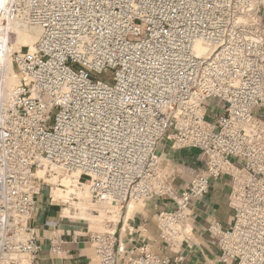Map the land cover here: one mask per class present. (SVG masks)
I'll return each instance as SVG.
<instances>
[{"label":"built area","instance_id":"2783aa9c","mask_svg":"<svg viewBox=\"0 0 264 264\" xmlns=\"http://www.w3.org/2000/svg\"><path fill=\"white\" fill-rule=\"evenodd\" d=\"M3 13L40 34L13 55L21 80L0 96V264L41 251L45 163L79 172L97 204H169L155 222L174 258L106 226L87 236L99 264H185L191 206L221 178L232 222L206 228L215 264H264V0H5ZM165 145L204 156L180 191L160 172ZM64 244L54 231L50 253Z\"/></svg>","mask_w":264,"mask_h":264},{"label":"crops","instance_id":"0c3cea01","mask_svg":"<svg viewBox=\"0 0 264 264\" xmlns=\"http://www.w3.org/2000/svg\"><path fill=\"white\" fill-rule=\"evenodd\" d=\"M158 154L160 156L162 177L177 191L182 190L189 182L192 168H202L204 166V156L197 149L173 150L165 145L158 150ZM73 178L76 179L77 176L68 174L63 179L64 181L54 183L55 191L52 195L54 203H65L68 200L75 199L82 201V189L79 186L83 183L77 182L78 185H75L76 181ZM63 188H67L70 192L68 195L72 196L73 199L58 196ZM229 193L228 180L221 178L213 182L208 193L191 206L189 224L192 229V236L181 249L186 258L185 264L216 263L218 251L215 239L206 232V228L213 220L218 222L224 230L231 225L232 216L228 205ZM167 206L169 204L164 200L147 204L144 208L137 210L132 204H129L128 209L123 211L121 216L120 211L114 209L110 211L113 214L108 215V218L113 223L119 221L116 232L120 240L126 245L131 244V242L148 244L154 254L161 258L172 259L175 254L170 253L159 239V230L155 222V214ZM81 209L80 207L63 208L62 217L75 219L78 215L81 220L88 221L89 218L81 214ZM90 214L95 215V212L92 211ZM32 224L36 228L41 246V251L33 264H99L94 250L87 240V236L93 231L83 225L61 220L56 209L47 206V200L43 197L36 199ZM54 229L63 234L65 240L60 255L51 254L49 251L50 238ZM128 232H132V235H129Z\"/></svg>","mask_w":264,"mask_h":264},{"label":"rangeland","instance_id":"374dc122","mask_svg":"<svg viewBox=\"0 0 264 264\" xmlns=\"http://www.w3.org/2000/svg\"><path fill=\"white\" fill-rule=\"evenodd\" d=\"M3 8H4V6H3ZM0 23H1L0 24L1 25L0 26V36H2V37H0V45H1L0 49L3 47L1 49V52H2V54L4 52V54L2 55V58H1V61L3 60V62H1V64H0V96H2L4 98V97L8 96L10 89H12L15 85H18L17 83L21 80L18 69L12 63L13 55L21 49L22 50L30 49V46L34 45V43L36 42V39L34 42H28V44H23V45L19 42V40L16 39L15 27L18 26L19 30H21V31H23L25 29L28 31L33 29L31 26L27 25V23L24 22L23 20H6L5 15H4ZM34 35L36 36V34H34ZM4 45H5V48H4ZM8 69L9 70L11 69L17 76H11ZM107 75L108 74H104L102 76V78L107 79L106 78V77H108ZM43 168H44L43 173H41L40 170ZM49 168H50V170H49ZM41 169L38 170L37 175H36L37 179L39 180V181L37 180L36 182H37V185L40 189V192H39V195L37 197H35V199H34L35 205H34V210L32 213V218H33V214H34L35 209H36V199L38 197H43L44 199L47 200V206L56 209L61 220H67L70 222H74L77 225L78 224L83 225L85 227H88L92 231H102L104 229V227H106V226H108V227L111 226V229L117 228L119 221L116 223H113L112 221H110L111 219L108 218V215H111L112 213H109V212L111 210L117 209L118 211H120V216H121L122 212L125 210L120 209V207L110 206V205L107 206V205L97 204L96 202H93L94 200L90 199L89 189L85 183H83V185H82L83 187H81V188L79 187L80 189H82V193H81L82 201H77L76 199L75 200H68L65 203H62V202L54 203L52 201L53 200L52 195H53V192L55 191L54 183L55 182L60 183L68 174L69 175L75 174L77 176V178L76 179L73 178V179L76 181L75 185H78L77 182H79L78 180L81 179V178H79L78 173L71 172V173L66 174L64 172H61L59 170H55V168L48 167V166H44ZM69 193L70 192L67 190V188H63L62 191L59 192L58 196H61L64 198L67 197L68 199H73L72 196L70 197L68 195ZM132 205H134V204H132ZM67 207L68 208H70V207L82 208L81 214L83 216H85L86 218H89L88 221L87 220H81L79 218L80 216H78V215L76 216L77 218H75V219L63 218L62 217V209L63 208L65 209ZM134 207H135V210H137V209L142 208V205L141 204H139L137 206L134 205ZM92 211L95 212V215L90 214V212H92ZM54 231H58V230L54 229ZM36 258L33 260L32 263H34ZM17 260L23 261V262L26 261V259H17Z\"/></svg>","mask_w":264,"mask_h":264},{"label":"bare ground","instance_id":"6f19581e","mask_svg":"<svg viewBox=\"0 0 264 264\" xmlns=\"http://www.w3.org/2000/svg\"><path fill=\"white\" fill-rule=\"evenodd\" d=\"M3 6L5 7V0H0V22H1V20H2V18H3V16H4V13H3V11H4V8H3ZM6 18V17H5ZM11 22V21H10ZM1 24V23H0ZM17 24V23H16ZM22 24V23H21ZM1 26V25H0ZM16 26V25H15ZM33 28V27H32ZM15 34H16V39L17 40H19V42L23 45V44H28V42H34L35 41V39L37 40V38H38V36H39V34H40V32H39V30L37 29V28H33V29H31V30H23V31H21V30H19V27L17 26V27H15ZM34 34H36V36L34 35ZM0 37H2V36H0ZM37 37V38H36ZM2 40V39H1ZM4 42V41H3ZM1 46V45H0ZM15 47V46H14ZM3 48V47H2ZM1 48V49H2ZM4 48H5V45H4ZM8 48V47H7ZM6 48V49H7ZM1 49H0V64H1V62H3V60L1 61V58H2V55L4 54V52H3V54H2V52H1ZM5 49V50H6ZM16 49V48H15ZM33 49V46L31 45L30 46V50H32ZM203 51V48H202V45H199V44H197L196 46H195V52H197V54H201V52ZM5 57V56H4ZM10 68V67H9ZM8 71H9V73H10V75L11 76H17L11 69L9 70L8 69ZM17 84H19V82L17 83ZM18 85H15L12 89H10V92H9V94H8V96H10L11 95V93H12V91L17 87ZM44 166H48V167H52V168H54L53 166H49L48 164H43V167ZM42 168V167H41ZM43 170H44V168L43 169H41L40 170V172L41 173H43ZM76 173H78V175H79V178H81V176H80V174H79V172H76ZM88 186V185H87ZM117 210V209H116ZM110 213H112L113 214V212H110ZM115 218H116V216H114ZM111 221V220H110Z\"/></svg>","mask_w":264,"mask_h":264}]
</instances>
